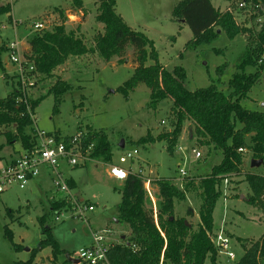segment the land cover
I'll return each instance as SVG.
<instances>
[{"label": "rangeland", "instance_id": "374dc122", "mask_svg": "<svg viewBox=\"0 0 264 264\" xmlns=\"http://www.w3.org/2000/svg\"><path fill=\"white\" fill-rule=\"evenodd\" d=\"M83 1L82 12L73 5V0H2L0 4L10 3L12 17L17 19L18 24L14 27L15 22L9 23L6 16L0 17V45H6L7 40L9 44L10 41L19 39L24 48L36 32L35 23L41 22L45 30H52L55 25L62 23L63 17L59 13V10H62L67 16V31L73 30L84 38L88 47H94L96 33L103 31V24L96 20L98 0ZM180 1L117 0L116 8L132 29L143 32L154 40L164 67L169 70L176 66L186 68V87L194 91L215 84L219 90L228 92V82L236 73V62L246 49V36L241 34L232 40L223 31L211 44H202L194 49L193 31L183 19L172 13ZM211 1L218 10L233 11L239 23L250 29L261 30L264 25V4L256 9L253 8L254 4H249L245 9L240 7V0ZM134 58V51L130 46L122 58L124 63L120 62L119 57L113 58L109 64L105 63L98 52H92L86 58L74 57L66 65L57 68L54 77L46 78L40 74L39 85L36 90L30 92L33 99L47 95L48 89L55 84L58 77L71 83L73 89L64 95L57 107L54 96H47L37 107L34 127L49 132L59 131L66 136L75 135L79 129L104 130L113 147L115 162L123 153L138 148L139 157L126 167L132 165L134 171L142 169L145 189L150 200L147 208H153L156 213V180L171 179L180 189H185L191 180L198 183L201 176L210 173L214 166L223 161V156L220 151L199 145L194 126L188 120L184 121L182 132L185 145L189 146L186 151L179 141L174 154L169 153L166 142H156L149 146L136 145L135 142L146 137L148 132L158 135L171 131L174 116L172 99L167 98L152 104L151 90L144 84H139L130 93L129 99L116 91L117 87L132 75ZM3 62L7 78L5 80L0 72V97H6L11 92V76L16 77L15 66L7 52ZM225 64L227 68L220 77L217 69ZM242 103L249 109L264 111V73L261 82ZM122 141L125 142V148L121 146ZM1 144L4 148L0 155L5 157H10L9 154L15 147H21L20 142L7 144L5 135L0 136ZM193 149L201 152L199 159L195 158ZM243 154L244 171L241 175H232L224 181L221 197L213 214L214 235L224 229V233L231 236L236 258L232 261L218 250L217 264H234L241 259L246 251L239 238L247 240L249 246L264 235V212L250 203L253 195L245 177L247 172L264 175V163L260 167H251L252 150L247 148ZM140 158L143 159L142 162ZM180 167L187 169L185 177L180 176ZM64 169L66 176L77 182L73 193L77 197H83L95 210L85 213V218L72 217L66 213L64 221L59 223L56 222V215L50 216L47 225L52 228L53 237L65 252L60 260L54 261L51 248L44 247L35 255L33 264H63L69 258L79 259L80 249L91 245L96 235L105 236L102 242L109 246L130 237L129 229L118 218V208L122 201L121 189L125 181L110 176L109 167L103 161L88 163L87 167L64 166ZM151 169L153 172H150ZM45 175L44 171L41 175L43 177L40 176L39 180L25 189L13 187L0 195V264H24L31 259V251L37 248L44 238L45 233L38 218L50 211L49 197L54 188L51 176ZM149 180L152 181L148 183ZM198 193L196 188L188 190L187 199L177 200L175 203V215L186 218L194 229L198 228L200 223L199 210L202 199ZM7 226L13 232L14 243L23 246L21 251L15 250L13 242L7 237ZM106 229L110 231V235L105 232ZM206 264H211L210 259Z\"/></svg>", "mask_w": 264, "mask_h": 264}, {"label": "trees", "instance_id": "16d2710c", "mask_svg": "<svg viewBox=\"0 0 264 264\" xmlns=\"http://www.w3.org/2000/svg\"><path fill=\"white\" fill-rule=\"evenodd\" d=\"M246 1L254 4V9L264 4V0ZM73 5L83 12V0H73ZM116 7L117 0H98L96 20L103 24V31L96 33L94 47H88L84 38L73 30L67 31V16L59 10L63 17L62 23L55 25L52 30L36 31L28 40L29 48L24 54L37 72L51 78L55 76L54 71L72 56L98 52L104 62L109 63L113 58L119 57L120 62L124 63L122 58L128 47L133 49L134 71L116 91L129 99L130 93L139 84H144L151 90L152 104L172 99L174 116L171 131L158 135L148 132L146 137L135 142L136 145L166 142L169 153L174 154L183 132V123L188 120L194 126L199 145L220 151L223 161L214 166L210 173L201 176L198 183L195 180L188 182L185 189H180L171 179L156 180V213L153 208H147L150 200L143 177L135 173L129 174L121 189L122 201L118 208V218L129 229L130 237L110 245L107 252L108 264H206L208 259L211 264H217L219 252L212 238L215 225L213 214L221 197V187L228 177L243 173L245 159L243 152H239L241 147L252 150L253 159H264V111L249 109L242 103L261 82L264 73V25L261 30L250 29L239 23L233 11L218 10L211 0H181L172 13L177 18L184 19L193 31L194 49L215 41L219 37V29L221 32L225 31L232 40L241 34L247 38L246 49L235 65L236 73L228 82V92L219 90L215 84L193 91L185 86L186 68L176 66L169 70L164 67L154 40L143 32L132 29ZM11 13L10 3L0 4V17L6 16L9 23H13ZM8 46V40L6 45H0V72L5 80L7 77L3 60L6 52L8 53ZM225 66L226 64L221 65L217 69L218 76L221 77L226 70ZM11 78V92L6 97H0V135L6 136L7 144L20 142L23 149L28 150L35 143L36 133L30 112L36 114L38 105L50 95L56 99L57 107L64 95L72 91L73 86L58 77L48 89L47 95L29 99L27 104L18 90L17 77L12 75ZM88 134L84 145L87 147L88 144H95L90 155L92 160L112 164L113 147L107 133L93 129ZM3 148L1 144L0 151ZM245 177L253 195L250 203L264 212V175L247 172ZM68 182L75 189L72 179H68ZM193 188L198 189L202 199L200 223L196 229L186 218L175 215L176 201L186 200L187 191ZM71 206L72 202L67 196L62 193L54 195L50 200V211L38 218L45 236L39 246L31 251V259L24 264H33L35 255L44 247L51 248L54 261L60 260L65 251L53 237L52 228L47 223L49 217L54 216L58 210L70 209ZM9 212L12 213L11 210ZM6 235L13 242L15 250L21 251L23 246L14 243L13 232L8 226ZM238 240L246 252L234 264L264 263V235L249 246L247 240ZM70 263L69 258L63 264Z\"/></svg>", "mask_w": 264, "mask_h": 264}, {"label": "built area", "instance_id": "2783aa9c", "mask_svg": "<svg viewBox=\"0 0 264 264\" xmlns=\"http://www.w3.org/2000/svg\"><path fill=\"white\" fill-rule=\"evenodd\" d=\"M2 0H0L1 3ZM248 2L240 0V7L247 8ZM258 6V5H257ZM18 23L15 22L14 27ZM35 31L45 30L43 23L36 22L34 25ZM25 49L20 45L19 39L10 41L8 46V56L10 61L15 66V74L18 82V90L22 93L24 101L28 104L31 98V90H36L41 81L40 73L37 72L34 66L27 60ZM31 113V118L35 123V114ZM35 128V127H34ZM35 143L31 149L24 150L19 157L5 161L0 158V195L3 192L18 187L25 189L31 181L38 179L42 173L52 175V182H54L55 194L62 193L67 196L72 206L70 209L58 210L55 213L56 222L64 221L65 214H71L72 217L85 218V213L95 210V207L89 205L87 201L81 200L73 193L68 177L65 174L64 166L68 168H76L86 166L93 162L91 152L95 144L91 143L84 145L88 137L89 131L80 130L72 136H63L59 133L49 132L41 128H35ZM247 148L241 147L239 152H245ZM139 149L134 148L128 152L123 153L118 160V164H112L109 169L110 176L125 181L129 174L135 173L143 175L142 169L134 171L133 166L126 167L130 162L133 163L139 155ZM192 152L196 159H199L201 152L193 149ZM64 169V170H63ZM187 169L180 167V176L187 175ZM143 177V176H142ZM228 179V178H227ZM225 179V180H227ZM151 180L148 181L150 183ZM110 235V231H105ZM105 239L103 235H96L93 243L79 251V260L85 264H108V249L109 245L102 242ZM219 252L227 255L232 261L236 258V253L233 251V241L229 234L224 233L221 229L219 233L213 236Z\"/></svg>", "mask_w": 264, "mask_h": 264}, {"label": "crops", "instance_id": "0c3cea01", "mask_svg": "<svg viewBox=\"0 0 264 264\" xmlns=\"http://www.w3.org/2000/svg\"><path fill=\"white\" fill-rule=\"evenodd\" d=\"M14 21L13 22H16L17 21V19L15 20V19H13ZM29 48V45H28V41H27V44H26V46L24 47V49L25 50H27ZM90 54H88V55H84V56H72L65 64H63V65H61V66H59V67H62V66H64V65H66L69 61H71L74 57H76V58H78V57H82V58H86V56H89ZM98 55V54H97ZM99 57V56H98ZM112 61V60H111ZM110 61V62H111ZM109 62V63H110ZM106 63V62H105ZM108 63V64H109ZM58 67V68H59ZM55 72V74L54 75H56V70L54 71ZM63 80H65L64 78H62ZM79 131H80V129H79ZM87 131H88V129H87ZM57 133H59V134H61V135H63L61 132H59V131H56ZM56 132H54V133H56ZM2 135V134H1ZM0 135V136H1ZM63 136H66V135H63ZM69 137V136H68ZM123 142V141H122ZM121 142V143H122ZM179 142H181V145H182V147H183V150L184 151H186L188 148H189V146L188 145H185L186 143L184 142V136L183 135H181V138L179 139ZM124 144H125V142H123ZM149 144H154V143H149ZM3 145V144H2ZM20 146H21V144H20ZM121 146H122V144H121ZM147 146H149V145H147ZM122 148H125V147H122ZM3 150V149H2ZM140 151V150H139ZM179 151V150H178ZM177 151V152H178ZM1 152V151H0ZM23 152V147L21 146L20 147V149H17L16 147H15V149H14V151L13 152H10V154H9V156L10 157H5V156H3V155H0V158H3L5 161H10V160H13V159H15V158H17V157H19L20 156V154ZM140 153V152H139ZM138 157H139V155H138ZM137 157V158H138ZM141 159V162L143 161V159L142 158H140ZM93 162H99L98 160H94ZM119 162L117 161V162H115V160L114 159H112V164H118ZM108 167H109V169H110V166L112 165V164H107V163H105ZM88 166V164L85 166V167H87ZM140 167H142V165L140 166ZM109 169H108V174H110L109 173ZM150 172H153V169H151L150 170ZM46 175L45 176H47V177H50L51 176V178H52V175H49V174H47V173H45ZM44 176V175H43ZM43 176H41V177H43ZM41 177H39V178H41ZM39 178L38 179H36V180H33V181H31L30 182V184L29 185H31L33 182H36L37 180H39ZM69 179H72L71 177H69ZM72 182H74L75 183V188H76V183L77 182H75L74 181V179H72ZM73 192H75V189H73ZM51 194H50V197H49V199L51 200L53 197H54V195H55V190H54V188L52 189V191L50 192ZM49 196V195H48ZM80 198V197H79ZM48 199V200H49ZM81 200H84V198L82 197L81 198ZM86 201V200H85ZM231 237V236H230ZM125 239V238H124Z\"/></svg>", "mask_w": 264, "mask_h": 264}, {"label": "water", "instance_id": "95a60500", "mask_svg": "<svg viewBox=\"0 0 264 264\" xmlns=\"http://www.w3.org/2000/svg\"><path fill=\"white\" fill-rule=\"evenodd\" d=\"M220 32H221V30L219 29V33ZM121 144H122V147H125V144L123 142ZM263 163H264V159H262V158L260 160L253 159L251 161V167H260V165L263 164ZM70 261L72 262V264H79L80 263V260L79 259L71 258Z\"/></svg>", "mask_w": 264, "mask_h": 264}]
</instances>
